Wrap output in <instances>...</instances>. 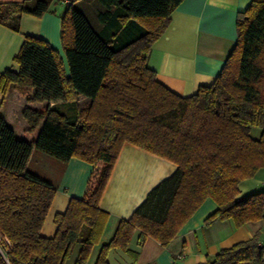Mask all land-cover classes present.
<instances>
[{
	"label": "trees",
	"instance_id": "1",
	"mask_svg": "<svg viewBox=\"0 0 264 264\" xmlns=\"http://www.w3.org/2000/svg\"><path fill=\"white\" fill-rule=\"evenodd\" d=\"M52 1L0 3V24L17 30L23 13L40 16ZM181 1L99 0L101 30L70 4L61 24L64 59L46 40L25 36L14 57L18 69L0 73V91L25 96L22 117L29 130L40 129L30 142L0 117V264H87L109 218L99 201L125 143L174 170L118 222L94 264H109L113 248L128 250L136 229L140 241L167 245L207 198L216 209L205 225L264 219V190L239 198V184L264 168V0L238 12L237 41L223 67L189 96L163 85L147 64ZM132 29L138 33L125 37ZM33 150L100 165L86 195L56 214L51 237L40 231L56 187L27 170ZM246 262L264 264L256 237L220 249L206 264Z\"/></svg>",
	"mask_w": 264,
	"mask_h": 264
},
{
	"label": "crops",
	"instance_id": "2",
	"mask_svg": "<svg viewBox=\"0 0 264 264\" xmlns=\"http://www.w3.org/2000/svg\"><path fill=\"white\" fill-rule=\"evenodd\" d=\"M33 3L36 0H0V3ZM251 0H182L170 14L164 32L154 41L147 64L156 72L157 79L171 91L181 95L194 94L199 86L209 85L223 67L237 41L236 17L247 8ZM70 4L95 12V28L103 24L97 16L103 6L99 0H53L49 9L40 16L23 13L18 29L0 24V73L18 69L14 57L19 52L26 35L46 40L64 59L61 43L62 15ZM11 93V92H10ZM26 101L14 94L0 91V117L22 139L33 141L40 126L29 130L22 117ZM36 159L37 166L31 169ZM100 165H92L76 157L59 161L33 150L27 170L52 182L56 192L47 212L41 234L54 235L57 225L54 217L63 213L72 197H84ZM174 165L135 145L125 143L114 162L99 206L109 213L99 244L95 245L87 264H94L100 247L114 234L121 219L130 216L147 191L168 176ZM239 198L264 190V168L252 178L239 184ZM216 209L207 198L189 217L175 237L162 245L151 237L140 241L136 229L128 250L113 248L108 253L109 264H206L220 249L256 237L264 245V219L236 226L232 219L205 225V218ZM68 264H72V260ZM242 264H253L246 262Z\"/></svg>",
	"mask_w": 264,
	"mask_h": 264
},
{
	"label": "rangeland",
	"instance_id": "3",
	"mask_svg": "<svg viewBox=\"0 0 264 264\" xmlns=\"http://www.w3.org/2000/svg\"><path fill=\"white\" fill-rule=\"evenodd\" d=\"M78 9H80L87 16V18L90 20L91 24L95 27V23H96L95 12L92 10V8H89L87 10H84V9H81V8H78ZM132 30H134V29H132ZM137 33H138V30L135 29L133 32H130V33L126 34L125 37L130 38V37L136 35ZM13 94L15 96H17L19 98L21 97V99L25 100V96L20 95L17 92L9 93V95H13ZM80 101H81L82 107L84 108L86 106V103H87L86 100L85 99H83V100L81 99ZM34 106L37 107V108H40V105L34 104ZM251 134H252L253 137H258L259 134H260V129L257 128V127H253L252 131H251ZM42 154H44V153H42ZM36 166H37V161H36V159H34V161L32 160V162H31V169H34V167H36ZM69 262H70V260L66 264H68Z\"/></svg>",
	"mask_w": 264,
	"mask_h": 264
},
{
	"label": "built area",
	"instance_id": "4",
	"mask_svg": "<svg viewBox=\"0 0 264 264\" xmlns=\"http://www.w3.org/2000/svg\"><path fill=\"white\" fill-rule=\"evenodd\" d=\"M262 246H264V245H262Z\"/></svg>",
	"mask_w": 264,
	"mask_h": 264
}]
</instances>
